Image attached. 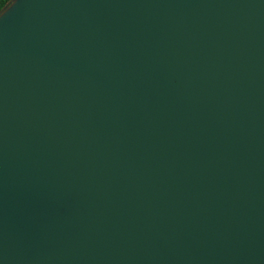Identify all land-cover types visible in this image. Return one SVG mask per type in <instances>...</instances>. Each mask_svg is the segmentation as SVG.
<instances>
[{
    "label": "water",
    "instance_id": "1",
    "mask_svg": "<svg viewBox=\"0 0 264 264\" xmlns=\"http://www.w3.org/2000/svg\"><path fill=\"white\" fill-rule=\"evenodd\" d=\"M0 264H264V0H10Z\"/></svg>",
    "mask_w": 264,
    "mask_h": 264
},
{
    "label": "trees",
    "instance_id": "2",
    "mask_svg": "<svg viewBox=\"0 0 264 264\" xmlns=\"http://www.w3.org/2000/svg\"><path fill=\"white\" fill-rule=\"evenodd\" d=\"M10 0H0V11L7 5Z\"/></svg>",
    "mask_w": 264,
    "mask_h": 264
}]
</instances>
